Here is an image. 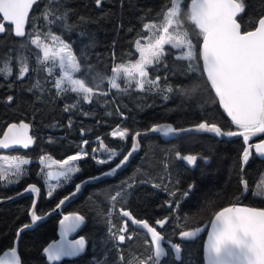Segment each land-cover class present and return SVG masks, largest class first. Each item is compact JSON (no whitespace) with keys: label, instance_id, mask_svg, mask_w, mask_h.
Returning <instances> with one entry per match:
<instances>
[{"label":"trees","instance_id":"trees-1","mask_svg":"<svg viewBox=\"0 0 264 264\" xmlns=\"http://www.w3.org/2000/svg\"><path fill=\"white\" fill-rule=\"evenodd\" d=\"M175 1L101 0L97 4L96 0H39L23 39L14 37L12 28L6 26L0 36V137L6 126L23 123L29 125L33 142L25 150L0 151V155L30 160L27 173L10 179L9 184L0 172V199L37 184L42 196L36 214L43 216L79 182L116 166L131 147L135 133L161 123L183 129L208 122L224 132L241 131L228 118L206 79L200 57L202 35L189 18L191 0H181L171 35L187 33L195 59H178L186 48L165 45L164 54L146 67L149 75L145 79L155 80V84L146 83L141 91L137 76L130 87L122 73L117 81L120 89L111 88L110 70L139 61V47L149 43L148 37L153 42L163 33ZM239 2L243 11L236 20L243 32L254 30L259 18L264 17V0ZM56 37L69 44L77 57L81 72L74 77H91L85 80L94 88L90 100L82 93L60 91L54 86L63 69L52 59L45 60L43 53L44 46L58 42ZM37 39L39 44L33 42ZM24 66L29 71L18 78ZM117 128L130 133L127 144L112 136ZM261 138L249 139L246 163L243 138L219 140L209 132H196L168 143L158 135L141 138V150L126 170L100 183L87 184L62 214L22 232L18 247L21 263L48 264L43 252L57 240L62 216L79 214L85 219L80 236L86 240V247L77 257L59 264H205L206 232L190 241L180 235L208 226L216 213L232 205L264 209V160L255 153V141ZM101 143L121 154L98 164L94 154ZM77 154L85 155L77 160L80 172L48 198L39 160L49 156L62 162ZM187 155L197 156L194 165L183 159ZM34 202L33 196H26L0 205V259L14 248L19 229L30 224ZM124 211L156 228L162 239L161 254H157L151 235L125 220ZM119 235L125 236L123 242Z\"/></svg>","mask_w":264,"mask_h":264},{"label":"snow or ice","instance_id":"snow-or-ice-1","mask_svg":"<svg viewBox=\"0 0 264 264\" xmlns=\"http://www.w3.org/2000/svg\"><path fill=\"white\" fill-rule=\"evenodd\" d=\"M96 2L99 4L101 0H96ZM32 3L33 0H0V14H2L0 20L12 22L15 26V34L19 37L25 35L24 26ZM242 11L243 4L239 0H191L189 18L198 26L202 35V59L207 78L211 81V86L219 97V103L223 105L235 125L243 131L239 133L222 132L219 126L210 125L208 122H201L197 127L217 135H242L247 141L256 133H264V17L259 18L258 26L254 30L242 32L241 25L236 20V16ZM178 13L179 7L173 6L167 13L166 25L162 28L164 34L156 37L154 42H152V37H148L149 43L138 49L140 59L137 63L129 67L120 65L110 70L111 76L108 79L111 88L120 89V84L117 81L122 73L127 78L130 87L133 79L138 76L140 79L136 83L141 91L145 89L146 83L155 84V80L145 79L149 75L146 66L151 65L154 60H158L164 54L165 45H172L175 49L187 48L186 52L177 57L178 59L190 61L195 59L194 46L187 33L177 36L169 34L173 18ZM145 27L155 26L146 25ZM4 31L3 25L0 24V33ZM55 39L60 40L59 37ZM33 42L39 44V39ZM43 55L45 60L52 59L60 69H63L62 78L54 84L58 90H71L82 93L85 100L91 99L94 88L85 83V80H91V77L85 75L84 78H74L73 76V73L81 72V68L69 44L61 42L59 50L52 55H50L48 47L44 46ZM28 71L26 66L21 67L18 78H22ZM99 79H104V77H99ZM158 79L157 76L156 80ZM65 85L68 87L66 88ZM171 90V88L168 89V91ZM11 99L9 97V100ZM28 127V124L22 123L17 129V125L12 124L7 133H4L3 140H0V146L7 148L9 144H17L27 148L33 142L27 134ZM160 130L161 126L159 125L150 129L152 132ZM163 130L168 133L176 131L171 126H166ZM128 134L127 129L112 133L113 136L118 135L121 139H126ZM135 135L139 136L140 133L137 132ZM135 150L136 144L133 143L132 151ZM255 150L258 153H264V142L255 144ZM131 155L132 152L124 155L117 167L123 166ZM179 155L177 153V156ZM249 155V149H245L243 152L245 163L248 161ZM80 158V154L70 156L62 161V165H68L69 161H76ZM183 159L194 165L197 156L187 155ZM27 163V160H22L15 165L17 176L21 175L20 164ZM99 163L103 164L105 160H100ZM78 170L69 167L61 175ZM115 170L113 168L111 171L115 172ZM95 179H99V177ZM79 187L77 185V191H79ZM30 190L37 191L35 186H32ZM123 215L130 217L131 213L124 211ZM39 219L40 216L33 213V220ZM64 219L74 221L66 226V231H74L83 221V217L80 216L71 218L66 216ZM157 223L162 224L163 221ZM144 227L151 232L152 238L157 242V254L159 255L161 252L159 248L160 234L156 228H149L146 222ZM183 235L189 237L195 233L184 232ZM118 240L123 242L125 236L119 235ZM84 244L85 240L81 238L76 242V245L68 247L63 244L52 245L46 251L49 259L60 260L62 256L76 254ZM11 256L13 257L11 261L6 262L0 259V264H20L15 251L11 253ZM205 259L206 264H264V209L227 207L220 211L216 216V222L211 225Z\"/></svg>","mask_w":264,"mask_h":264},{"label":"water","instance_id":"water-1","mask_svg":"<svg viewBox=\"0 0 264 264\" xmlns=\"http://www.w3.org/2000/svg\"><path fill=\"white\" fill-rule=\"evenodd\" d=\"M39 2V0H33V3L29 9V12H28V17H27V20L25 22V26H24V32H25V35L23 37H19L15 34V26L12 22L10 21H4V20H1V23L5 29L4 32L0 33V36H3L6 32V26H9L12 28V33L14 35V37H16L17 39H23L25 36H26V32H27V26H28V21H29V17H30V14L34 8V6ZM239 15V14H238ZM237 15V16H238ZM0 16H2V14H0ZM236 16V17H237ZM238 22V21H237ZM239 23V22H238ZM257 26H258V23H257ZM256 26V27H257ZM241 31L243 32L242 28H241ZM200 57H201V60H202V64H203V59H202V44H201V48H200ZM203 69H204V73H205V76H206V79L210 85V87L212 88V91L214 93V95L218 98L219 100V97L218 95L215 93V90L214 88L211 86V81L207 78V73H206V70L203 66ZM221 107L223 108V105L220 104ZM223 110L225 111L226 115L228 116L227 114V111L223 108ZM228 118L231 120V117L228 116ZM232 121V120H231ZM233 122V121H232ZM12 124H16L17 125V129H19V126L20 124H17V123H12ZM8 125L6 126L5 130L3 131V134L2 136L0 137V140H3L4 138V133H7L8 131V128L12 125ZM159 126H161V130L158 131V132H152L149 130H146V131H139L140 135L139 136H136L134 135L131 139L132 143H131V147L129 148V150L127 151V153L129 152H132V155L128 157V160L126 163L123 164V166L121 167H117V164L116 166H114L113 168H115V172H112L111 169L107 170V171H104L103 173L101 174H98L96 176H93V177H90V178H86L85 180L79 182L77 185H79V191H77V185H76V188L71 192L69 193L67 196L63 197L59 202L58 204L52 209L50 210L49 212H47L46 214H44L43 216H40V219L39 220H33V213L36 214V211H37V208H38V204L40 202V199H41V196H42V190L41 188L37 185V184H30L28 185L23 191H21L19 194L11 197V198H7V199H0V205L2 204H6V203H10V202H13L21 197H26V196H33L35 198V202L32 206V208L30 209L29 211V216H30V224L27 225V227L23 226L22 228L19 229L18 231V234H17V238L15 240V244H14V248L10 251V255L9 257L5 260L6 262L8 261H11L13 259V257L11 256V253L13 251H15L16 253V258L19 259V262L20 264L21 263V259L19 257V253H18V247H19V242H20V238H21V234L23 231L25 230H33L35 229L37 226H39L40 224L44 223L45 221H47L49 218L53 217V216H56V215H59V214H62L63 211L66 209V207L72 203L73 201H75L78 197H80L82 195V193L84 192V188L87 184H97V183H100L102 181H105L109 178H112L120 173H122L124 170H126L133 158L139 154L140 150H141V138H148V137H153V136H160L161 140L165 143H168V142H171L173 140H176L180 137H183V136H188L190 134H193V133H196V132H207L205 130H201L199 129L196 125V126H192V127H188V128H183V129H176L174 127L173 124L171 123H161L159 124ZM166 126H171L173 129H175L176 131L174 132H171V133H168V132H165L163 129L166 127ZM182 130V131H181ZM243 130L239 131V132H242ZM222 132H224L222 130ZM238 132V133H239ZM211 133V132H209ZM27 134L28 136H30L32 138V141H33V136H32V133H31V129L28 127L27 129ZM136 134V133H135ZM215 134V133H213ZM215 136L219 139V140H226V141H231V140H236V139H240V138H243L242 135H235V136H227V135H217L215 134ZM255 137H264V133H256L254 134L253 136H251L250 138H255ZM244 139V138H243ZM246 142V149H249V139ZM261 142H264V139L258 143H261ZM133 143L136 144V150L135 151H132V145ZM257 144V143H256ZM32 145V143L29 144V146L27 148L23 147V145H17V144H9V147L5 148V147H2L0 146V151L1 152H15V151H18V150H25V149H28L30 146ZM127 153L125 155H127ZM255 153L256 155L264 160V153H258L256 152L255 150ZM96 177H99V179H95ZM90 181V182H88ZM32 186H35V188L37 189V191L33 192L31 191V187ZM61 201H63L61 203ZM229 207H249V206H243V205H232V206H229ZM225 209V208H224ZM224 209L220 210V211H223ZM219 211V212H220ZM218 212V213H219ZM215 214V216L211 219L210 223L208 226H203V227H200V228H195V229H192V230H188V231H185V232H191V233H195V235L193 236H189V237H185L183 235V233L180 235V238L182 240H187V241H190V240H193V239H196L198 238L199 236L202 235L203 232H206V236H205V240H204V247H203V251H204V254H203V257H204V262L206 264V259H205V256H206V247H207V239H208V235L211 233V225L213 223L216 222V216L217 214ZM37 215V214H36ZM73 217V216H80L82 217L81 215L79 214H70V215H63L62 216V219L60 220L59 224H58V230H57V235H58V238L57 240L49 243L46 248L44 249V256L46 258V262L48 264H59L61 263L64 259H69V258H74V257H77L78 255H80L82 253V251L85 249L86 247V240L80 236V233H81V230L83 229L84 225H85V219L83 218V221H81L79 223V226L74 230V231H66V226L72 224L74 221L72 219H69V220H65L64 218L65 217ZM122 216L133 226L135 227L137 230H140V231H144L146 233H148L149 235L152 236L151 232L148 231L147 228L144 227V223L145 222H140V223H137V220H135L132 216L130 217H125L122 213ZM149 227V226H148ZM150 228V227H149ZM83 238L85 240V244L82 248H80L76 254L74 255H69V256H62L60 260H51L48 258V254H47V251L46 249H48L50 246L52 245H61L63 244L65 247H68L69 245H76V242Z\"/></svg>","mask_w":264,"mask_h":264},{"label":"rangeland","instance_id":"rangeland-1","mask_svg":"<svg viewBox=\"0 0 264 264\" xmlns=\"http://www.w3.org/2000/svg\"><path fill=\"white\" fill-rule=\"evenodd\" d=\"M180 3H181V0H176L174 6L180 7ZM171 33H172V29L170 27L169 28V34L171 35ZM163 34L164 33H162L160 35H163ZM58 42L60 45L61 42L60 41H58ZM58 42H56L53 45L47 46L49 49L50 55L54 54L55 52H57L59 50ZM186 50H187V48H186ZM73 76H74V73H73ZM139 79L140 78L138 77L137 80H139ZM122 130H124V129L117 128L115 131H122ZM113 137L118 138L120 141L123 142V144H127L128 138L130 137V133L128 134V137L126 139H121L118 135L113 136ZM120 154H121V151L111 150L108 147H106L104 144L101 143V145L96 149L94 156H97L96 160H97L98 164H101V163H99L100 160H105V163H106V162H109V161L113 160L114 158L118 157ZM84 156L85 155H81V158H83ZM22 160H27L28 163L27 164H20L21 174L27 173L26 167L30 163L29 159H26V158H23L20 156H16V155H8V154L0 155V172H1V176H2L5 183L9 184L10 179H14L15 177H17L15 165L17 163H19V161H22ZM39 162L41 165V173H42L41 181L45 187V193H46V196L48 198L51 197L54 190H56L57 188H59L63 185L70 184L72 182L73 178L75 177V175L80 172V168L77 164V160L76 161H69L68 165H62V162L58 163L59 161H55L53 158H51L49 156H43L39 160ZM69 167L73 168L74 170L75 169H79V170L67 173V175H61V173L64 172ZM110 228L113 229L112 227H110ZM152 241H153V245L157 251V242L153 238H152ZM159 248L161 249V252H160V254H161L163 252L162 239L159 242ZM9 255H10V252L6 253L1 259L6 260L9 257Z\"/></svg>","mask_w":264,"mask_h":264},{"label":"flooded vegetation","instance_id":"flooded-vegetation-1","mask_svg":"<svg viewBox=\"0 0 264 264\" xmlns=\"http://www.w3.org/2000/svg\"><path fill=\"white\" fill-rule=\"evenodd\" d=\"M263 139H264V137H262L261 139L255 141V144L258 143V141H259V142L262 141Z\"/></svg>","mask_w":264,"mask_h":264},{"label":"built area","instance_id":"built-area-1","mask_svg":"<svg viewBox=\"0 0 264 264\" xmlns=\"http://www.w3.org/2000/svg\"><path fill=\"white\" fill-rule=\"evenodd\" d=\"M111 225L114 223L113 220H110Z\"/></svg>","mask_w":264,"mask_h":264},{"label":"bare ground","instance_id":"bare-ground-1","mask_svg":"<svg viewBox=\"0 0 264 264\" xmlns=\"http://www.w3.org/2000/svg\"><path fill=\"white\" fill-rule=\"evenodd\" d=\"M114 229V228H113ZM137 230V229H136Z\"/></svg>","mask_w":264,"mask_h":264}]
</instances>
